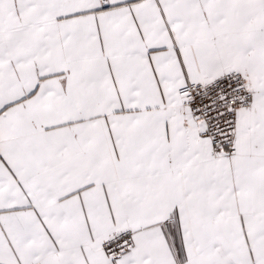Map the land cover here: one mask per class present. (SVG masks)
Listing matches in <instances>:
<instances>
[{
  "label": "snow or ice",
  "instance_id": "obj_1",
  "mask_svg": "<svg viewBox=\"0 0 264 264\" xmlns=\"http://www.w3.org/2000/svg\"><path fill=\"white\" fill-rule=\"evenodd\" d=\"M0 264H264V0H0Z\"/></svg>",
  "mask_w": 264,
  "mask_h": 264
}]
</instances>
